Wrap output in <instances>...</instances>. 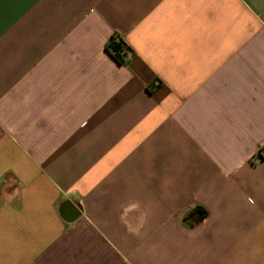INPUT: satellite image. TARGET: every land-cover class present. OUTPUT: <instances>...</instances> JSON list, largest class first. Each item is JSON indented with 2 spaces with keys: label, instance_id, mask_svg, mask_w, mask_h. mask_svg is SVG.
Segmentation results:
<instances>
[{
  "label": "crops",
  "instance_id": "1",
  "mask_svg": "<svg viewBox=\"0 0 264 264\" xmlns=\"http://www.w3.org/2000/svg\"><path fill=\"white\" fill-rule=\"evenodd\" d=\"M0 264H264V0H0Z\"/></svg>",
  "mask_w": 264,
  "mask_h": 264
},
{
  "label": "trees",
  "instance_id": "2",
  "mask_svg": "<svg viewBox=\"0 0 264 264\" xmlns=\"http://www.w3.org/2000/svg\"><path fill=\"white\" fill-rule=\"evenodd\" d=\"M106 48L118 63L126 64L128 62L127 48L119 37L113 36ZM207 214L208 211L205 207L195 206L188 212L186 220L194 224L203 220Z\"/></svg>",
  "mask_w": 264,
  "mask_h": 264
},
{
  "label": "rangeland",
  "instance_id": "3",
  "mask_svg": "<svg viewBox=\"0 0 264 264\" xmlns=\"http://www.w3.org/2000/svg\"><path fill=\"white\" fill-rule=\"evenodd\" d=\"M189 211H190V210H189ZM189 211H188V212H189ZM188 212H187V214H188ZM186 216H187V215H186Z\"/></svg>",
  "mask_w": 264,
  "mask_h": 264
}]
</instances>
